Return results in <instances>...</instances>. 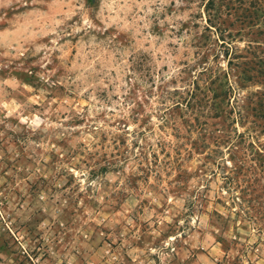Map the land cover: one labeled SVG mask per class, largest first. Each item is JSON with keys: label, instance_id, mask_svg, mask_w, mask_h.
Listing matches in <instances>:
<instances>
[{"label": "rangeland", "instance_id": "374dc122", "mask_svg": "<svg viewBox=\"0 0 264 264\" xmlns=\"http://www.w3.org/2000/svg\"><path fill=\"white\" fill-rule=\"evenodd\" d=\"M157 253L264 264V0H0V264Z\"/></svg>", "mask_w": 264, "mask_h": 264}, {"label": "trees", "instance_id": "16d2710c", "mask_svg": "<svg viewBox=\"0 0 264 264\" xmlns=\"http://www.w3.org/2000/svg\"><path fill=\"white\" fill-rule=\"evenodd\" d=\"M227 76H228V72L224 73L225 79L227 78ZM217 80H220V77L219 78L216 77V80L214 81V83H217ZM210 90L211 92H213V97L211 98L212 100L211 105L212 107H215L217 100L219 102H223L225 98L227 97V95L229 94V92L232 91V88L228 86L227 88L224 89L223 85L220 84L219 87H217L216 89H210ZM191 93L192 95L190 94V100L188 102L187 101H177L176 103H174L172 107L167 108V110L170 111L172 109L181 108L182 106H184V104L186 108H190L191 102L195 99V95H193L194 92H191Z\"/></svg>", "mask_w": 264, "mask_h": 264}, {"label": "crops", "instance_id": "0c3cea01", "mask_svg": "<svg viewBox=\"0 0 264 264\" xmlns=\"http://www.w3.org/2000/svg\"><path fill=\"white\" fill-rule=\"evenodd\" d=\"M186 254H189V257L192 255V253H157V256L159 258H166V256H173L177 258V264H198L196 258H191L189 261H186L184 258L186 257ZM152 256V255H151ZM182 260V263L180 262Z\"/></svg>", "mask_w": 264, "mask_h": 264}]
</instances>
